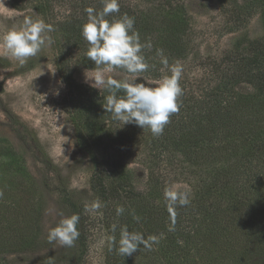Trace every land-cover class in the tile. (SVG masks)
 <instances>
[{
    "label": "trees",
    "instance_id": "obj_1",
    "mask_svg": "<svg viewBox=\"0 0 264 264\" xmlns=\"http://www.w3.org/2000/svg\"><path fill=\"white\" fill-rule=\"evenodd\" d=\"M55 1L66 14L53 22L63 46L57 55L56 68L68 92L77 138L85 145L94 166L89 181L90 204L101 202L97 215L104 222L107 237L113 235L111 229L116 225L114 234L118 241L120 227L126 225L129 231L142 232L145 237L156 235L159 239L152 251L141 248L126 257L115 248L110 251L107 243L106 264H248L260 257L264 253V36L248 41L243 52H230L213 62L207 60L200 68L208 81L197 90L187 89L184 80H180L183 88L180 110L170 117L163 134L154 137L147 128L134 124L123 126L114 120L103 108L108 93L73 79L75 57L85 67L95 66L87 59L89 45L81 35V26L87 21L85 9L100 10L102 0H40L41 12L51 13ZM230 1L225 15L232 16L235 23L240 21L241 14L249 12H258L264 23V0ZM146 2L140 8L132 0H119L120 13L108 19L124 13L135 18L134 26L141 41L152 44L150 49H144L150 67L141 75L144 81H154L161 79L163 73L152 60L161 51L165 56L179 58L185 49L189 20L182 0ZM143 142L149 151L143 165L158 164L149 172L130 168L110 155L109 150L114 148L127 153L131 149L140 150ZM5 143L6 140H0L3 172L13 159V152L11 149L7 152L9 146H4ZM99 144L107 146L100 148ZM175 154L188 167L204 171L193 172L197 182L187 189L191 203L176 207L175 230L170 231L171 215L158 180L161 175H169L163 161ZM160 158L164 160L158 161ZM3 172H0L3 194L0 196V264H9L5 260L7 256L23 253V234L12 230L13 235L9 230L8 217L17 205L7 191L5 174L1 177ZM135 172L147 178L145 191L134 186ZM52 185L59 209L67 215H80V237L75 242L80 247L88 219L85 206L80 196L59 177ZM118 205L124 206L123 215L117 216ZM32 210H35L33 205ZM133 211L140 217L139 222L130 214ZM73 264H79V260Z\"/></svg>",
    "mask_w": 264,
    "mask_h": 264
},
{
    "label": "rangeland",
    "instance_id": "obj_2",
    "mask_svg": "<svg viewBox=\"0 0 264 264\" xmlns=\"http://www.w3.org/2000/svg\"><path fill=\"white\" fill-rule=\"evenodd\" d=\"M132 1L140 8L147 3L146 0ZM236 1L242 3L245 0ZM55 2L51 13H43L40 0H0V36L13 27H19L29 17L41 18L54 29L53 22L66 15L64 8L61 9ZM182 3L189 20L183 44L185 49L179 58L158 52L152 62L163 73L161 78L171 66L179 63L183 68L181 80H184L187 89L192 87L197 90L208 81L200 68L207 60L213 62L230 52H243L248 41L264 36L263 18L258 12L241 14L237 23L232 16L225 15L228 6H231L230 0H182ZM47 35L52 37L54 43L28 58L23 66L14 59L0 55V140H6L4 146H9L7 152L10 153V149L13 152L11 165L4 172L0 168V172H3L1 177L5 174L7 191L17 205L8 217L9 230L13 235L12 230L23 234V253L11 254L5 260L9 264H73L78 260L79 264H106L107 233L104 222L97 211L87 210L91 207L89 181L94 166L85 145L77 138L68 105V92L56 68L57 55L63 50L62 39L55 30ZM165 57L168 68L161 63ZM96 71V66L85 67L75 57L73 79L76 83L94 88L90 79ZM105 76L124 79L127 75L114 70L105 71ZM159 80L146 82L155 85ZM140 145V150L131 149L129 153L116 148L109 152L114 159L129 164L130 168L138 171L143 168L149 172L157 162L144 166L143 161L146 162L149 155L146 149L148 145L144 142ZM103 146L107 145L99 144L100 148ZM163 164V168L170 173L165 175L167 177L161 175L158 180L161 194L169 187L187 190L197 182V175L193 172L204 171L198 167H188L176 154L164 160ZM57 177L80 196L85 206L88 219L81 240L82 248L76 243L72 247H62L48 241L49 227L58 223L61 214L68 216L59 209L53 190L52 183ZM133 180L136 189H147V178L138 172L134 173ZM73 182L77 187H71ZM32 205L36 211H31ZM78 252H82L81 256ZM248 264H264V253L248 261Z\"/></svg>",
    "mask_w": 264,
    "mask_h": 264
},
{
    "label": "clouds",
    "instance_id": "obj_3",
    "mask_svg": "<svg viewBox=\"0 0 264 264\" xmlns=\"http://www.w3.org/2000/svg\"><path fill=\"white\" fill-rule=\"evenodd\" d=\"M102 8L92 7L85 9L87 21L81 26V35L89 45L86 56L96 66V73L90 80L92 87L108 93L104 97L103 108L111 117L124 125L134 124L142 129L147 128L154 137L163 134L170 117L177 114L181 107L180 98L183 88L180 80L182 66L177 63L169 68L155 85L143 80L142 73L146 72L148 64L144 49H150V41H141L140 33L135 28V18L127 13L108 19L112 14L120 13L119 0H102ZM53 27L43 19L31 17L23 20L19 27H13L0 36V55L14 59L23 66L28 58L36 56L43 47L51 46L54 40L48 33ZM162 55V51L160 52ZM161 63L168 68L167 58ZM116 69L127 73L124 79L105 76V71L113 72ZM122 92L123 95H118ZM71 187H77L73 182ZM3 194L0 193V196ZM166 207L171 215L170 231L175 230V209L191 203L190 192L166 188L163 193ZM101 202L96 200L87 210L98 211ZM125 208L116 207L117 216L123 215ZM133 219L139 222L140 217L134 211L130 213ZM80 215L73 213L68 216L61 214V218L54 227H49L47 238L49 243L56 242L60 246L72 247L80 237L78 224ZM116 225L112 226L113 235L107 237L109 250H115L119 255L126 257L140 251L141 248L152 251L153 246L159 243L156 235H148L139 231H129L126 225L120 227L119 240L115 236Z\"/></svg>",
    "mask_w": 264,
    "mask_h": 264
}]
</instances>
